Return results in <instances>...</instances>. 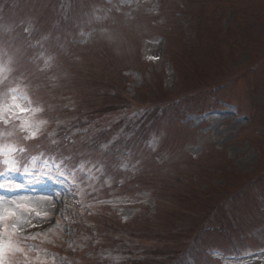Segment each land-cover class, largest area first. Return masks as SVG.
<instances>
[{
  "label": "rangeland",
  "instance_id": "obj_1",
  "mask_svg": "<svg viewBox=\"0 0 264 264\" xmlns=\"http://www.w3.org/2000/svg\"><path fill=\"white\" fill-rule=\"evenodd\" d=\"M6 1L0 189L50 194L0 198V264H171L196 230L194 264L264 246V0H113L97 26L79 16L105 0H75V34L96 31L46 49L59 0Z\"/></svg>",
  "mask_w": 264,
  "mask_h": 264
},
{
  "label": "trees",
  "instance_id": "obj_2",
  "mask_svg": "<svg viewBox=\"0 0 264 264\" xmlns=\"http://www.w3.org/2000/svg\"><path fill=\"white\" fill-rule=\"evenodd\" d=\"M108 109H110V107H108Z\"/></svg>",
  "mask_w": 264,
  "mask_h": 264
},
{
  "label": "bare ground",
  "instance_id": "obj_3",
  "mask_svg": "<svg viewBox=\"0 0 264 264\" xmlns=\"http://www.w3.org/2000/svg\"><path fill=\"white\" fill-rule=\"evenodd\" d=\"M43 199V198H42ZM44 200V199H43ZM45 201V200H44Z\"/></svg>",
  "mask_w": 264,
  "mask_h": 264
}]
</instances>
